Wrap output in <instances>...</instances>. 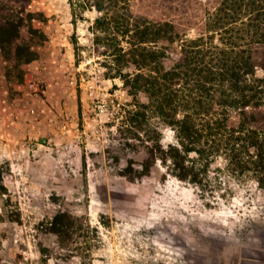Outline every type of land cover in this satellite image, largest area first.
I'll return each mask as SVG.
<instances>
[{
	"label": "rangeland",
	"instance_id": "1",
	"mask_svg": "<svg viewBox=\"0 0 264 264\" xmlns=\"http://www.w3.org/2000/svg\"><path fill=\"white\" fill-rule=\"evenodd\" d=\"M219 1L0 0V264H264L258 158L234 167L219 151L206 166L190 151L192 179L149 156L152 136L175 141L170 126L129 119L126 81L147 71L123 61L136 23L173 19L197 37Z\"/></svg>",
	"mask_w": 264,
	"mask_h": 264
},
{
	"label": "trees",
	"instance_id": "2",
	"mask_svg": "<svg viewBox=\"0 0 264 264\" xmlns=\"http://www.w3.org/2000/svg\"><path fill=\"white\" fill-rule=\"evenodd\" d=\"M242 7L246 13H240ZM204 10V24L193 38L185 37L173 19L156 21L153 29L146 20L136 23V56L122 57L147 71L126 81L136 100L135 109L128 111L129 119L139 125L150 111L173 129L172 144L162 146L160 137L152 136L149 150L154 161L168 159L172 169L182 166L184 173L193 174L192 168L188 171L183 165L190 151L206 166L223 151L229 166L258 158L255 170L263 173L264 74L256 76L255 69L261 67L264 72V0H220ZM174 42L176 50L171 47ZM173 51L177 52L174 60ZM165 59L172 60L169 67ZM183 89L188 94L180 99ZM140 92L145 93L147 103L138 101ZM179 112L182 117L176 115ZM250 147L255 151L252 156ZM149 169L144 162L140 173ZM196 177L194 173L192 179ZM257 180L264 185V175ZM51 225L57 234L69 227L60 214Z\"/></svg>",
	"mask_w": 264,
	"mask_h": 264
},
{
	"label": "built area",
	"instance_id": "3",
	"mask_svg": "<svg viewBox=\"0 0 264 264\" xmlns=\"http://www.w3.org/2000/svg\"><path fill=\"white\" fill-rule=\"evenodd\" d=\"M27 86H28V88L31 90V89H33V90H36V85L34 84V82L32 81V79H27Z\"/></svg>",
	"mask_w": 264,
	"mask_h": 264
}]
</instances>
